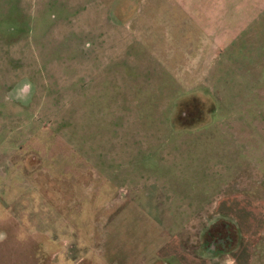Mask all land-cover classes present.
<instances>
[{
	"label": "rangeland",
	"instance_id": "374dc122",
	"mask_svg": "<svg viewBox=\"0 0 264 264\" xmlns=\"http://www.w3.org/2000/svg\"><path fill=\"white\" fill-rule=\"evenodd\" d=\"M164 222L264 264V0H0V264Z\"/></svg>",
	"mask_w": 264,
	"mask_h": 264
},
{
	"label": "crops",
	"instance_id": "0c3cea01",
	"mask_svg": "<svg viewBox=\"0 0 264 264\" xmlns=\"http://www.w3.org/2000/svg\"><path fill=\"white\" fill-rule=\"evenodd\" d=\"M108 219L105 220L106 224L108 222ZM113 221H114L113 223L119 222L117 221L116 217H114ZM154 226L157 229L161 228L160 230L161 234L156 237H151L149 233L143 237L144 240H141V239L135 240L134 238L135 236L134 237L132 236L129 238L127 245L125 246L120 245V243L118 244L117 241H115L114 264H169V263H166L167 260L170 262V264H199L197 261L198 259L197 254L195 253L194 247H193L195 243L188 245L190 248L187 249L188 253L185 254L184 245L186 241L187 240L190 241V239H188L189 236L186 237L184 235V232L178 231V228L184 227L183 224H180L178 222L176 223L164 222L160 224H155ZM167 228L168 230L170 228H173L175 230L170 231V234H168ZM151 231H153V228ZM162 233H165L166 235H162ZM87 234L89 233L82 232L80 235V238L87 237L88 239L89 235L87 236ZM99 234L100 235H97L96 232L95 233L93 232V235H95L93 239L95 240L99 239V241L105 239L104 238L105 233H99ZM58 235L60 236L64 235V237H68L67 234L59 233ZM69 236H73L74 238H76L75 237L76 235L73 233V230H71V233L69 234ZM220 243L221 242H219V240L212 239L213 246L217 247L218 245H220ZM82 244L83 242L80 243V248L81 247H83V249L85 248L84 251H88V249H92L94 251L93 254L88 256L89 258L88 261L90 264L91 263L108 264V260L104 258L102 253H98L96 251V248H95L96 246L94 244L91 247H88L87 243L86 245L81 246ZM207 250L210 251L209 252L210 262L208 261L207 264H214L213 261L216 262V260H218L217 254L219 250L217 248L216 249L212 248L211 250L209 249ZM194 254L196 257L194 256ZM86 257L87 256H85L84 258ZM84 258L80 259V261L83 262ZM92 259H93V262H92ZM223 264H233V261L232 260L229 261V258H228V260H226V262H223Z\"/></svg>",
	"mask_w": 264,
	"mask_h": 264
}]
</instances>
